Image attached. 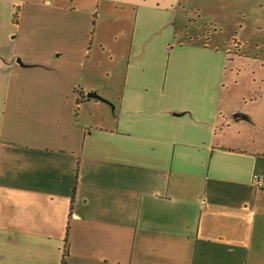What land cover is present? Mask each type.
Returning <instances> with one entry per match:
<instances>
[{
  "label": "crops",
  "instance_id": "crops-1",
  "mask_svg": "<svg viewBox=\"0 0 264 264\" xmlns=\"http://www.w3.org/2000/svg\"><path fill=\"white\" fill-rule=\"evenodd\" d=\"M182 7L0 0V264H64L68 226L66 264H264V141Z\"/></svg>",
  "mask_w": 264,
  "mask_h": 264
},
{
  "label": "rangeland",
  "instance_id": "rangeland-1",
  "mask_svg": "<svg viewBox=\"0 0 264 264\" xmlns=\"http://www.w3.org/2000/svg\"><path fill=\"white\" fill-rule=\"evenodd\" d=\"M182 1L186 8L180 9L170 44L194 41L218 47L216 75L224 84L223 103L238 108V116H230L231 134L237 136L242 129L246 138L264 141V0ZM102 30L108 45L104 69L115 73L118 67L111 66L110 52L120 46V39L116 42L112 22Z\"/></svg>",
  "mask_w": 264,
  "mask_h": 264
},
{
  "label": "trees",
  "instance_id": "trees-1",
  "mask_svg": "<svg viewBox=\"0 0 264 264\" xmlns=\"http://www.w3.org/2000/svg\"><path fill=\"white\" fill-rule=\"evenodd\" d=\"M69 229L70 226H68L67 228V234H66V242H65V248H64V257H63V263L66 264L67 263V256H69L70 254V243H69Z\"/></svg>",
  "mask_w": 264,
  "mask_h": 264
},
{
  "label": "built area",
  "instance_id": "built-area-1",
  "mask_svg": "<svg viewBox=\"0 0 264 264\" xmlns=\"http://www.w3.org/2000/svg\"><path fill=\"white\" fill-rule=\"evenodd\" d=\"M253 182L264 190V174H255L253 177Z\"/></svg>",
  "mask_w": 264,
  "mask_h": 264
}]
</instances>
